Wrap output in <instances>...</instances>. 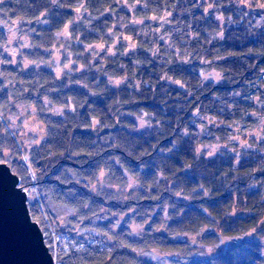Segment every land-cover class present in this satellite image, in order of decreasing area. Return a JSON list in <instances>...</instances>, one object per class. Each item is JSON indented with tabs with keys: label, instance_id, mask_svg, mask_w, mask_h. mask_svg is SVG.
<instances>
[{
	"label": "clouds",
	"instance_id": "9594fccd",
	"mask_svg": "<svg viewBox=\"0 0 264 264\" xmlns=\"http://www.w3.org/2000/svg\"><path fill=\"white\" fill-rule=\"evenodd\" d=\"M0 165L46 264H264V0H0Z\"/></svg>",
	"mask_w": 264,
	"mask_h": 264
},
{
	"label": "water",
	"instance_id": "95a60500",
	"mask_svg": "<svg viewBox=\"0 0 264 264\" xmlns=\"http://www.w3.org/2000/svg\"><path fill=\"white\" fill-rule=\"evenodd\" d=\"M13 179L0 165V264H46L47 246Z\"/></svg>",
	"mask_w": 264,
	"mask_h": 264
},
{
	"label": "trees",
	"instance_id": "16d2710c",
	"mask_svg": "<svg viewBox=\"0 0 264 264\" xmlns=\"http://www.w3.org/2000/svg\"><path fill=\"white\" fill-rule=\"evenodd\" d=\"M209 236L212 235V233L208 234ZM220 255H223V250L221 251ZM189 264H209L208 260H198V259H193L192 261L189 262Z\"/></svg>",
	"mask_w": 264,
	"mask_h": 264
}]
</instances>
